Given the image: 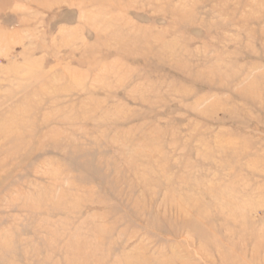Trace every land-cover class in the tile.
Listing matches in <instances>:
<instances>
[{
  "label": "rangeland",
  "instance_id": "374dc122",
  "mask_svg": "<svg viewBox=\"0 0 264 264\" xmlns=\"http://www.w3.org/2000/svg\"><path fill=\"white\" fill-rule=\"evenodd\" d=\"M0 264H264V0H0Z\"/></svg>",
  "mask_w": 264,
  "mask_h": 264
}]
</instances>
